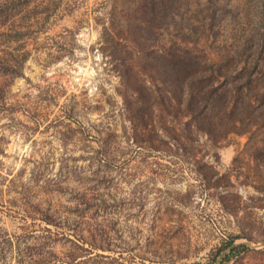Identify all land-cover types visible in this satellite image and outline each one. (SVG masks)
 Here are the masks:
<instances>
[{"label":"rangeland","instance_id":"374dc122","mask_svg":"<svg viewBox=\"0 0 264 264\" xmlns=\"http://www.w3.org/2000/svg\"><path fill=\"white\" fill-rule=\"evenodd\" d=\"M263 241L264 0H0V264Z\"/></svg>","mask_w":264,"mask_h":264},{"label":"water","instance_id":"95a60500","mask_svg":"<svg viewBox=\"0 0 264 264\" xmlns=\"http://www.w3.org/2000/svg\"><path fill=\"white\" fill-rule=\"evenodd\" d=\"M238 246H249V244H232V245H230L229 246V248H228V250L226 251V252H223L220 256H219V258L217 259V261H216V264H219V262L221 261V259L225 256V254L227 253V252H229V251H231L232 249H234V248H236V247H238ZM256 247H264V241L262 242V243H260L258 246H256Z\"/></svg>","mask_w":264,"mask_h":264},{"label":"trees","instance_id":"16d2710c","mask_svg":"<svg viewBox=\"0 0 264 264\" xmlns=\"http://www.w3.org/2000/svg\"><path fill=\"white\" fill-rule=\"evenodd\" d=\"M242 249H243V250H247V248H245V247H242Z\"/></svg>","mask_w":264,"mask_h":264}]
</instances>
